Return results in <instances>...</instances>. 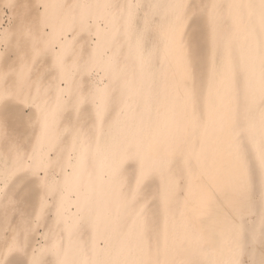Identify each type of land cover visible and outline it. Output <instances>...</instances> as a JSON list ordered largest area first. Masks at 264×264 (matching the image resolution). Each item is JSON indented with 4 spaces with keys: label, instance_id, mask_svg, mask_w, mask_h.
<instances>
[{
    "label": "snow or ice",
    "instance_id": "obj_1",
    "mask_svg": "<svg viewBox=\"0 0 264 264\" xmlns=\"http://www.w3.org/2000/svg\"><path fill=\"white\" fill-rule=\"evenodd\" d=\"M7 6L12 7L11 4ZM119 7L108 0H77L70 4L41 2L37 5L36 15L22 18L16 32L12 34L16 41L17 61L10 64L7 71L0 73V142L8 145V159L0 170V212L6 215L9 210L15 211L18 204L33 201L34 198L36 203L33 204V220L22 219L20 233L0 248V264H43L42 254L31 246L30 237L39 229L41 215L49 207H55L57 218L64 216L61 204L49 203L60 190L59 184L51 181L49 169L54 163H60L67 150L65 141L69 142L73 152H77V145L81 144L82 138L90 134V140L85 141L87 148L76 154L82 168L86 166L90 152L99 156L105 150H110V166L106 173L108 180L115 179L120 158L130 152L143 151L139 139L142 132L135 127L121 130L119 117L108 124L107 137H110V142L106 138L105 143H101V137H106L105 121L112 106L119 103L122 113L125 110L137 112L139 109L143 114L151 101L154 87L149 75L151 53L145 55L140 52L138 68L134 69H121L108 55L107 42L111 28L120 15L116 11ZM244 7L250 13L249 24L233 37L240 39L243 36L252 43L241 57L246 67L238 92L242 94L244 105L243 128L238 129L232 124L229 135L237 140L242 131L249 152L245 153L241 147H237L231 154L227 172L216 175L211 171L205 172L200 157H196L203 184L199 200H191L183 214L188 224L184 239L185 242L207 243L217 250L218 257L205 259L203 264H264V0H253ZM205 8L212 11L208 13L203 31L192 36L191 65L194 68L199 58L200 41H205L211 67L206 112L197 119L210 121L214 111L213 82L217 75L219 38L215 9L218 5H206ZM147 24L146 19L145 26ZM127 27L129 30L133 27L130 13ZM85 35L92 38L91 46L86 40L82 42ZM0 37L7 41L8 30L0 33ZM168 39L180 51L187 69L189 60L185 51L182 21L169 31ZM137 48L139 50V41ZM47 57L51 58L50 63H42ZM220 64L222 69L232 73L233 88H237L236 66L230 51ZM100 73L104 74L103 78L86 86L85 77L99 76ZM103 79H108L109 83L104 84ZM113 85L122 89L119 101L112 94ZM53 92L54 104L50 99ZM89 108L91 111H88ZM254 114H258V122ZM61 124H64L62 129ZM24 128L30 135L22 140ZM29 142H32L31 153L25 151ZM182 143L181 136L174 134L163 143L155 144L141 160V175L153 171L159 174L157 195L165 211L169 195L179 183L171 168V158L175 154L174 150H180ZM23 172H30L35 178L33 186L15 182L14 177ZM192 176L190 171V191ZM71 180L72 177L65 176L64 185H68ZM131 199L137 201L135 193L131 194ZM37 206L39 212L35 211ZM82 206L85 211L95 214L99 201L88 197ZM201 212L203 215H198ZM250 217L253 218L251 221ZM197 219L204 221L202 232L192 228ZM134 223L138 230L145 227L143 207L138 211ZM66 230L71 236V225L67 222ZM175 240L170 237L165 218L163 228L157 232L154 258L147 257L146 249L135 251L114 248L110 242H105L103 248L93 246L91 250H85L81 247L77 258L59 259L58 264H189L179 259L161 260L162 254L167 255L174 249ZM207 250L202 249L203 253ZM52 251L58 256L63 254L62 248L56 244L52 245ZM13 252L28 255V260L9 259Z\"/></svg>",
    "mask_w": 264,
    "mask_h": 264
},
{
    "label": "bare ground",
    "instance_id": "obj_2",
    "mask_svg": "<svg viewBox=\"0 0 264 264\" xmlns=\"http://www.w3.org/2000/svg\"><path fill=\"white\" fill-rule=\"evenodd\" d=\"M41 2L70 4L77 0H0V33L4 30L9 32L7 41L0 37V73L7 71L8 66L17 61L16 41L12 34L16 32L22 18L26 15H36L37 5ZM108 2L120 6L116 9L120 15L111 28V36L107 42L108 55L121 69H134L138 68L137 59L140 52L145 55L151 53L149 75L154 81V87L151 101L143 110V114L139 109L137 112L125 110L122 113L119 103L112 106L105 121L106 137H101V143L103 145L106 138L110 142V137H107L108 124L119 117L121 130L125 127H135L142 132L139 139L143 151L130 152L120 158L115 179L108 180L106 173L110 166V150H105L99 156L90 152L87 164L82 168L76 154L87 148L85 141L90 140V134L82 138L81 144L77 145V152H73L69 142L65 141L64 147L67 150L60 163H54L49 169L51 181L60 186V190L49 203L61 204L64 216L57 218L55 207L45 210L41 215L39 229L30 237L31 246L42 254L43 264H58L59 259L77 258L81 247L85 250H91L93 246L103 248L105 242H110L114 248H130L135 251L146 249L147 257L151 259L155 256L157 232L163 228L164 220L167 218L170 237L176 240L174 249L167 255L162 254L161 260L179 259L188 261L189 264H203L205 259H215L219 253L207 243H196L191 240L185 242L184 233L188 224L183 214L190 206L191 200H199V191L203 184L197 167V156L200 157L203 170L216 175L227 172L231 154L237 147H241L245 153L249 152L245 134L241 131L235 140L229 135V127L235 124L238 129L243 128L244 105L242 94L238 92L242 87L246 67L241 57L252 43L243 36L240 39L233 37L249 24L250 13L244 5L253 0H108ZM9 4L12 7H8ZM211 4L218 5L215 14L219 41L217 75L213 82L212 95L214 111L212 119L207 121L197 119L206 112L208 73L211 67L208 45L205 41L201 40L199 43V58L194 68L191 64L192 36L205 28L208 13L212 11L205 6ZM129 5L134 7L129 8ZM129 13L133 23L131 30L127 27ZM181 21L185 51L189 60L187 69L180 51L168 39L169 31ZM85 40L91 46L92 38L85 35L82 42ZM228 51L236 66L235 89L232 84V73L222 69L220 64ZM50 61L51 58L47 57L42 63ZM103 76L104 74L100 73L99 76L85 77L86 86H91ZM103 83H109L108 79H103ZM112 94L119 101L122 89L113 85ZM50 99L54 104V92L50 94ZM254 119L258 122V114H254ZM66 123L67 121L64 122ZM64 124H61V129ZM88 127L90 128L91 124ZM177 133L183 143L180 150H174L171 168L177 175L179 183L171 191L165 211V206L157 195L160 187L159 174L153 171L141 175V160L155 144L163 143ZM28 135L30 132L26 128L22 129L21 139L24 140ZM31 147L32 142L27 143L25 151L31 153ZM6 159L8 145L0 142V170ZM190 171L193 173L191 191ZM65 176L72 177L66 186ZM14 180L17 184L29 187L35 184V178L30 172L20 173ZM132 193L137 196L136 202L131 199ZM88 197L99 201V208L95 214L83 209V201ZM34 203L35 198L25 204H18L15 211L9 210L6 215L0 212V248L4 247L6 241L20 233L22 219L33 220ZM141 207L145 227L138 230L134 222ZM35 211L39 212L38 206ZM252 219L249 218L250 221ZM66 222L71 225V236L66 230ZM203 227L202 219H197L192 224L196 231L202 232ZM53 244L62 248V255L58 256L52 251ZM202 249L208 250L203 253ZM9 259L27 261L28 255L13 252Z\"/></svg>",
    "mask_w": 264,
    "mask_h": 264
}]
</instances>
